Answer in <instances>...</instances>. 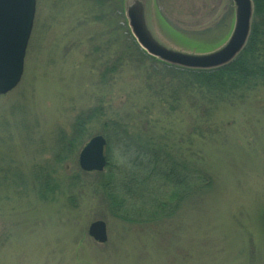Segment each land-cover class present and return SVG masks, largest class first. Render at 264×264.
Returning a JSON list of instances; mask_svg holds the SVG:
<instances>
[{
	"label": "rangeland",
	"instance_id": "rangeland-1",
	"mask_svg": "<svg viewBox=\"0 0 264 264\" xmlns=\"http://www.w3.org/2000/svg\"><path fill=\"white\" fill-rule=\"evenodd\" d=\"M145 1L168 47L203 53L230 34L231 0ZM120 8L121 0H35L20 81L0 95V264H264V86L202 112L196 88L172 98L145 86L155 84L145 79L161 72L158 62L110 71L130 38ZM78 115L89 120L69 152ZM97 134L110 159L101 174L77 162ZM154 142L178 171L189 163L197 172L188 195L160 216L153 199L175 187L133 163L142 151H163ZM199 170L211 181L198 190ZM126 173L144 178L136 193ZM43 178L52 189L40 197ZM107 179L131 198L122 196L127 210L112 203ZM96 219L106 223L104 243L87 234Z\"/></svg>",
	"mask_w": 264,
	"mask_h": 264
},
{
	"label": "trees",
	"instance_id": "trees-1",
	"mask_svg": "<svg viewBox=\"0 0 264 264\" xmlns=\"http://www.w3.org/2000/svg\"><path fill=\"white\" fill-rule=\"evenodd\" d=\"M252 1L254 12L248 40L237 57L226 66L213 70H190L181 69L179 67L175 68V66L168 65L147 55L135 43L127 28L126 32L130 38L123 39V45L119 50V54H117L113 59V63L110 64L109 70L114 71L120 66H131L130 64L134 61L137 62L135 67L138 68V70L141 68L150 69L152 68L150 67L151 65H155L153 62H158L163 65V67L159 69L161 72L159 73L156 70L154 71V69L152 71H148L147 77L145 79V82L152 81L155 84L146 83L145 86H151L152 89L157 92L167 90L168 95H170L172 98L178 97V95L183 92V89L184 93H186V91L189 92L196 88V92L199 95L194 94L195 103H197V100H199L198 107H202V112L206 110L204 107L212 102V104H214L224 99L229 100L231 96L235 95V92H237V95H239L238 93L240 90L252 89L258 85L264 86V0ZM122 3L123 0H121V13ZM182 79L183 81H181ZM90 114L91 113H89V115ZM88 117V115H78L75 117L72 125L73 137L71 140L68 139L64 145L66 150L69 152L70 148L77 144L80 145L79 143L83 141V134L85 133L86 129L85 125L88 124L89 120ZM156 146L162 148L163 151L157 155V153L154 151L147 152L141 150L142 154H140L142 158H135L133 163L137 162L140 165L143 164L142 166H144L143 168L145 172L154 173L163 178L166 183L163 184V187L167 185L175 187L171 192V196L170 193H163L162 191L160 193L162 194L160 197L153 199V203L151 205V214L154 216H160L167 215L169 212L173 211V208H175L174 202L181 200L183 195H188L189 191L194 187L190 178H192V174L194 177V174L197 172L192 174L189 172V170L192 171L190 169L191 167L189 166V163H184L182 165V170L178 171V163L174 160L172 155L165 153L163 144H158ZM147 147L153 146L148 143ZM137 155H139V153ZM157 156H160V166H158V162H156ZM106 159V166H110V159L107 157ZM101 173L103 172H96V174ZM126 174L130 177L126 178L127 182L133 183L131 193H136V186L141 184L144 178L133 173ZM196 179L198 180V184L196 185L198 190L200 187L205 188L208 186L211 181L210 175H208V173L203 170H199L198 174L196 175ZM43 182V188L42 190L40 189L41 191H39L40 197H43L45 192H48L46 189H52V187H48L47 178H43ZM102 185L103 188L111 191L108 195L112 197L113 200L111 199V201L116 206V209L120 210L121 207H123L125 210H127L126 200H131V198L128 197V199H126L125 194L119 192L117 188L111 184L109 179L104 181ZM176 186L181 189L180 192ZM116 192L119 193L120 196ZM122 196L126 199L125 201L122 199ZM137 207L141 209L140 206ZM126 213L127 212H115L113 214L117 215L118 217H125Z\"/></svg>",
	"mask_w": 264,
	"mask_h": 264
},
{
	"label": "water",
	"instance_id": "water-1",
	"mask_svg": "<svg viewBox=\"0 0 264 264\" xmlns=\"http://www.w3.org/2000/svg\"><path fill=\"white\" fill-rule=\"evenodd\" d=\"M232 28L227 39L211 50L191 53L166 46L151 29L148 3L123 0L122 9L131 36L149 56L168 65L190 70H213L230 64L248 40L253 19L252 0H231ZM35 12V0H0V95L20 81L23 62ZM105 139L97 134L89 138L78 153V165L84 171H101L106 163ZM88 235L96 242L107 240L103 220L92 221Z\"/></svg>",
	"mask_w": 264,
	"mask_h": 264
},
{
	"label": "bare ground",
	"instance_id": "bare-ground-1",
	"mask_svg": "<svg viewBox=\"0 0 264 264\" xmlns=\"http://www.w3.org/2000/svg\"><path fill=\"white\" fill-rule=\"evenodd\" d=\"M250 210V209H249Z\"/></svg>",
	"mask_w": 264,
	"mask_h": 264
}]
</instances>
